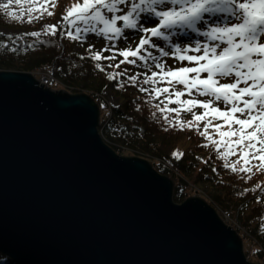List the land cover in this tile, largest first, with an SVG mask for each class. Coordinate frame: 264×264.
I'll use <instances>...</instances> for the list:
<instances>
[{
  "label": "water",
  "instance_id": "95a60500",
  "mask_svg": "<svg viewBox=\"0 0 264 264\" xmlns=\"http://www.w3.org/2000/svg\"><path fill=\"white\" fill-rule=\"evenodd\" d=\"M86 94L0 71V252L17 264H254L199 197L116 154Z\"/></svg>",
  "mask_w": 264,
  "mask_h": 264
},
{
  "label": "snow or ice",
  "instance_id": "6c2138e0",
  "mask_svg": "<svg viewBox=\"0 0 264 264\" xmlns=\"http://www.w3.org/2000/svg\"><path fill=\"white\" fill-rule=\"evenodd\" d=\"M12 3L13 0L0 2V11L19 20L20 16L11 10ZM50 6L55 8L56 3ZM28 11L29 23L42 18L44 13L49 17L54 15L49 11L48 0ZM33 11L39 15L33 16ZM62 22L67 27L60 34L81 45L89 39V34L113 42L102 50L93 51L92 44L86 49L101 72L106 69L100 61L115 60L117 55L123 59L115 68L140 61L139 66L150 71V75L148 72L127 75L126 81L117 86L124 87L127 83L138 87L140 92L148 94L149 100L163 95L164 100L155 104V108L164 114L169 128L195 129L207 142L203 146L214 147L223 167L233 173H252L253 167L257 172L264 171V0H82L67 8ZM145 22L154 23L148 27ZM43 31L55 35L57 25H45ZM193 34L204 41L183 46V39L191 40ZM30 35L39 37L41 33L33 31ZM132 35L139 36L135 48H116L115 41L127 43ZM159 41L164 42L163 46ZM4 48L8 50L6 43ZM103 51H111L112 55L104 56ZM170 56L182 66L172 67L162 60ZM127 71L108 73L107 79L115 80ZM225 80L231 82H221ZM142 85L153 87L150 90ZM169 104L178 107L170 108ZM198 108L204 111L198 113ZM169 113L176 115L170 118ZM182 113L190 114L192 119L182 120ZM152 115L155 117L156 113ZM221 146L224 152L220 151ZM237 153L239 158L229 162V157ZM173 155L179 158L181 154ZM254 161L259 163L253 164Z\"/></svg>",
  "mask_w": 264,
  "mask_h": 264
},
{
  "label": "trees",
  "instance_id": "16d2710c",
  "mask_svg": "<svg viewBox=\"0 0 264 264\" xmlns=\"http://www.w3.org/2000/svg\"><path fill=\"white\" fill-rule=\"evenodd\" d=\"M59 8L55 15L64 9L63 4ZM14 9L17 8H11L13 12ZM14 13L20 16L18 12ZM47 19L49 16L34 19L33 25V22L29 23L24 16H20L19 20H13L0 11V26L21 27L25 30L21 35L0 32V71H20L30 74L37 70L48 71L53 78L61 80L70 87L71 92L85 91L87 94L84 92L80 94L88 95L99 109L98 132L102 140L116 154L142 158L157 172L169 177L173 182L172 200L175 203H181L188 197L186 190L197 193V190L191 189L190 185L208 191L206 197L198 194L196 197L205 200L221 212L234 216L238 224V235L242 238L243 251L247 254L246 258L254 264H260L264 259V231L260 229V220L264 216V171L233 173L223 167V161L217 158L214 152L206 156L205 146L199 141L192 147L185 143L186 146L178 147V141L182 137L185 142L193 136L185 133L178 126L169 128L163 119L164 114L156 111L155 103L149 100V97H145L138 87L127 83L124 87L117 86L124 83L127 76L115 80L107 79V74L113 73L108 72V64L104 60L100 61L106 69L101 72L95 68L97 62L88 57L86 50V52L82 51L83 48L80 47H84L83 44L93 40L98 42L101 40L100 36L89 34V39L81 45V42L71 41L61 35L58 29L55 35L45 34L38 29L42 21ZM145 23L150 27L154 22ZM37 30L41 33L39 37L30 35ZM136 36L138 35H132L131 38ZM118 42L125 43L120 40ZM5 43L7 51L4 48ZM158 43L161 46L164 44L163 41ZM120 44L118 45L121 46ZM75 46L81 50H76ZM12 48L16 51H11ZM81 56L85 59H81ZM108 90L119 98V104L107 105L102 96ZM153 112L156 113L155 117L152 115ZM165 128H168V131H165ZM122 149L126 150V155L123 154ZM174 152L181 154L179 158L173 155ZM256 197L258 198L256 205L248 206L247 211L244 210L248 202ZM245 240L249 243L247 247L244 246ZM249 249H251V257L248 255ZM0 264L17 263L0 252Z\"/></svg>",
  "mask_w": 264,
  "mask_h": 264
},
{
  "label": "rangeland",
  "instance_id": "374dc122",
  "mask_svg": "<svg viewBox=\"0 0 264 264\" xmlns=\"http://www.w3.org/2000/svg\"><path fill=\"white\" fill-rule=\"evenodd\" d=\"M53 2H55L56 3V7L55 8H52L50 5L53 3ZM82 3V0H48V6H49V11H52L53 13H54V15H52L51 17H49V19H47V21L46 20H44V21H42V24L40 25V27H39V29L38 30H41V31H43V28H44V26L45 25H57V29L58 30H63V29H65L66 27H67V25H66V22H62V15H64V14H66V10H67V8L68 7H70L72 4H75V3ZM44 4V0H20V3H16L15 2V0H14V2L12 3V5H11V8H17V9H14V12H18L19 14H20V16H24V17H28V15H29V8H31V7H33V6H35L36 8H39L41 5H43ZM63 4V6H64V9L58 14V15H55L57 12H58V10L60 9L59 7L61 6ZM33 16H37L39 13L37 12V11H33L32 13H31ZM45 15H43V16H48L47 15V13H44ZM33 25L35 24V22H33L32 23ZM151 26H153V25H151ZM150 26V27H151ZM37 30V31H38ZM0 32L1 33H4V34H11V35H21V34H23L24 32H25V30L23 29V28H21V27H3V26H0ZM95 35V34H94ZM96 37H97V35H95ZM101 37V36H100ZM193 39H191V40H188V39H184L183 41H182V44H183V46H185V47H190V46H192V43L194 42V41H196V40H200L201 42H203L204 41V38L203 37H199V36H193L192 37ZM139 42V36H136V37H132L127 43H119L118 42V40L117 41H115V46H116V48L117 49H125V48H128V47H131V48H135V46H136V44ZM262 42H264V41H262ZM113 42H110V41H108V40H106L105 38H103V37H101V40H99L98 42L97 41H95V40H93V42H91V41H88V43H85V44H83L84 45V47H86L87 49H88V46H89V44H92L93 45V51H97V50H102V49H105V48H107V47H110V45L112 44ZM118 44H120L121 46H119ZM84 47H80V48H83L82 49V51L83 52H86L85 50L86 49H84ZM78 46H75V49L76 50H81ZM86 54V53H85ZM104 56H110V55H112V52L111 51H103V53H102ZM153 54L154 55H159V53L158 52H156V51H154L153 52ZM123 59V57L122 56H119V55H117V58L115 59V60H112V61H108V60H104L105 61V63L106 64H111L112 65V67H109V70H108V72H113V73H116V72H121V71H123L124 69H127L128 71H127V74L125 75V76H127V75H134V74H140V73H143V72H148V74L150 75V71H148L147 69H143V68H141L139 65L141 64V62L140 61H137V64L135 65L136 67H133V68H131L130 66L131 65H129V64H122L121 66H120V68H115V65L117 64V63H119V61L120 60H122ZM129 59H132V57H129ZM162 60L164 61V62H166L167 63V65H169V66H172V67H178V66H182L181 64H180V62H177V61H175V60H173L172 58H171V56L170 57H166V58H162ZM185 64L187 63V62H184ZM153 71H155L156 69L155 68H153L152 69ZM45 73H48V71H35V72H32L31 73V75H33L37 80H41V78H42V76H43V74H45ZM50 73V72H49ZM202 75H206V74H202ZM143 79V76H140V80H142ZM58 80V79H57ZM42 81V80H41ZM59 82H60V84L62 85L61 86V88L60 89H58V90H64V91H66L67 93H69V94H78V93H73V92H71V88L70 87H68L65 83H63L61 80H58ZM222 83L223 82H231V81H227V80H225V81H221ZM142 86H144V87H147V88H149L150 90H151V88L153 87L152 85H142ZM158 87H163V86H165V85H157ZM177 88H182V86H180V85H177ZM75 90H77V88H75ZM79 93H86L85 91H78ZM87 94V93H86ZM143 95L145 96V97H148V94L147 93H143ZM103 98H104V100L106 101V103H107V105L109 106V105H117V104H119L120 103V100H119V98L116 96V95H114V94H112L111 93V91H106L104 94H103V96H102ZM182 98H187V96H185V97H182ZM200 99H203V97H199ZM160 100H164V96L163 95H161L160 97H159V99H157V100H152L155 104H157V103H159V101ZM164 103L165 104H167L168 102L165 100L164 101ZM161 107H163V105H161ZM168 107H170V108H175V107H178V105H176V104H169L168 105ZM220 107L221 108H223V105H220ZM196 111L198 112V113H201V112H203L204 110L203 109H196ZM169 116H170V118H172V117H175V113H169L168 114ZM181 119L182 120H184V121H187V120H191L192 119V117H191V115L190 114H184V113H182L181 114ZM222 121H213V123H221ZM203 121L201 122V130H202V128H203ZM184 131H185V133H189V134H191L192 136H193V138L192 139H190V140H186L185 142H184V139H183V137L178 141V144H177V146L178 147H184V146H189V147H192L193 146V144L194 143H196V142H198L199 141V143L200 144H202V145H205L207 142L205 141V139L203 138V137H201L199 134H198V132L194 129V130H191V129H189V128H187V127H185L184 129H183ZM209 131H212L211 129L209 130ZM217 139L219 138V137H216ZM184 143L186 144V145H184ZM122 150H124L123 151V154L126 152V150L125 149H122ZM220 151L221 152H224L225 151V149L223 148V146H221L220 147ZM210 152H214L215 153V155H216V157L218 158V154H217V151L215 150V148L214 147H212V146H205V155L207 156ZM125 155H126V153H125ZM239 158V153H237L236 155H234V156H230L229 157V162H235L237 159ZM243 163V161H241V164ZM253 164H258L259 162L258 161H254V162H252ZM240 165H237V167H239ZM253 170H256V168L255 167H253ZM192 188L191 189H195V190H197V193L195 192V191H190L189 190V192H188V190H186L187 191V195H188V197H194V195L196 196L197 194L198 195H201V196H204V197H206L207 196V194H208V191H206V190H204V189H202V187H199V186H196V185H190ZM187 195H186V197H187ZM197 195V196H198ZM262 196H263V194H262ZM187 197V198H188ZM184 200H186V198L184 199ZM183 200V201H184ZM182 201V202H183ZM257 201H258V198L256 197V198H254V199H251L249 202H248V204L246 205V207L244 208V210H246L247 209V207L248 206H254V205H256V203H257ZM209 204V203H208ZM210 206H212L211 204H209ZM214 209H215V211L217 212V214H218V216L221 218V220L226 224V225H228V226H230V227H232L236 232H237V222H236V220L234 219V216L232 215V214H226V213H223V212H221L219 209H217V208H215L214 206H212ZM247 211V210H246ZM260 229L262 230V231H264V216L262 217V219L260 220ZM238 233V232H237ZM240 236V235H239ZM241 237V236H240ZM241 240H242V238H241ZM249 245V243H248V241L247 240H245L244 241V246L245 247H247ZM244 255H246L245 257H247V254H245L244 253ZM248 255L251 257V249H249V252H248ZM248 260V259H247ZM251 262V261H250ZM260 264H264V259L260 262Z\"/></svg>",
  "mask_w": 264,
  "mask_h": 264
},
{
  "label": "built area",
  "instance_id": "2783aa9c",
  "mask_svg": "<svg viewBox=\"0 0 264 264\" xmlns=\"http://www.w3.org/2000/svg\"><path fill=\"white\" fill-rule=\"evenodd\" d=\"M41 80H40L41 84H43L44 86H48L52 90H58L62 86L60 82L57 79L53 78L49 72L43 74Z\"/></svg>",
  "mask_w": 264,
  "mask_h": 264
}]
</instances>
